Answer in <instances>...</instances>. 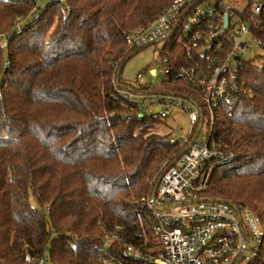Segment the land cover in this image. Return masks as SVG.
<instances>
[{"label":"trees","instance_id":"1","mask_svg":"<svg viewBox=\"0 0 264 264\" xmlns=\"http://www.w3.org/2000/svg\"><path fill=\"white\" fill-rule=\"evenodd\" d=\"M172 1L0 0V264H26L27 253L102 264L103 238L116 231L151 244L140 198L188 145L154 131L161 119L125 99L132 85L120 73L138 51L124 34ZM250 30L263 54L238 65L243 87L213 110L212 137L234 159L216 166L201 195L248 207L264 227V19ZM174 38L159 53L173 71L191 64ZM156 88L201 108L194 130L208 123L197 87L169 75ZM121 245L107 251L121 258ZM246 264H264V236Z\"/></svg>","mask_w":264,"mask_h":264},{"label":"built area","instance_id":"2","mask_svg":"<svg viewBox=\"0 0 264 264\" xmlns=\"http://www.w3.org/2000/svg\"><path fill=\"white\" fill-rule=\"evenodd\" d=\"M247 1L234 7L224 0H173L148 25L124 34L128 49L174 35L185 41L186 58L191 64L175 71L166 65L159 71L165 78L173 75L197 87L209 120L205 141H196L193 133L201 108L191 99L158 90L151 83L142 85L148 88L145 90H121L140 114L151 118L162 120L169 109H180L187 115L190 131L185 140L170 138L188 146L171 162H164L158 169L154 192L140 198L151 223V244L140 247L123 241L117 231L109 232L101 243L102 264H246L257 255L264 227L251 209L234 204L235 208L220 199L200 200L208 198L201 193L216 166L234 159L232 153L218 148L212 137L213 110L244 84L237 71L246 59L243 50L250 47L246 38L254 37L251 26L264 19V0ZM241 10H246L245 16L239 14ZM137 78L141 79V74ZM150 105L162 110L151 112ZM121 242V258L107 251ZM24 262L55 264L46 256L28 253Z\"/></svg>","mask_w":264,"mask_h":264},{"label":"rangeland","instance_id":"3","mask_svg":"<svg viewBox=\"0 0 264 264\" xmlns=\"http://www.w3.org/2000/svg\"><path fill=\"white\" fill-rule=\"evenodd\" d=\"M224 1L234 7H240L239 5H246L248 3L247 0ZM44 3L45 2H41V5H43ZM176 35H178V33ZM175 38L177 39L176 36ZM246 40L250 42V47L246 48L242 52L246 59L263 54V49L259 46L257 40L254 37L247 36ZM168 43L169 40L165 39L135 49L138 51L131 55L122 66L120 73L121 80L127 84L132 85L133 88L138 87L139 85H148L149 83H151L154 88L159 86V84H161L162 80H164L165 78L163 73H161L159 70L163 68V66L167 65V61H165L159 53H161L162 49ZM257 65L259 68H261L262 63L258 61ZM151 71H155L156 74L151 75ZM138 74H141V79L137 78ZM149 110L151 112H159L162 110V108L158 105H150ZM154 131L161 134L170 132V137L172 139L185 140L188 137L190 131V124L188 122L186 113L182 112L178 108L169 109L167 117L163 118L161 122L155 123ZM195 134L196 141H205L207 134V121H204V123L198 130H194L193 135ZM157 177L158 175L154 179V183ZM30 202L32 204L34 203L32 197L30 198Z\"/></svg>","mask_w":264,"mask_h":264},{"label":"water","instance_id":"4","mask_svg":"<svg viewBox=\"0 0 264 264\" xmlns=\"http://www.w3.org/2000/svg\"><path fill=\"white\" fill-rule=\"evenodd\" d=\"M151 74L154 75V71H152ZM154 188H155V186H154ZM153 192H154V189H153ZM200 200L201 201H207V200H212V198H200ZM228 203L236 208V206H234L233 203H231V202H228Z\"/></svg>","mask_w":264,"mask_h":264}]
</instances>
